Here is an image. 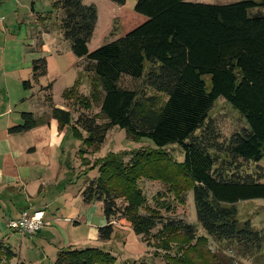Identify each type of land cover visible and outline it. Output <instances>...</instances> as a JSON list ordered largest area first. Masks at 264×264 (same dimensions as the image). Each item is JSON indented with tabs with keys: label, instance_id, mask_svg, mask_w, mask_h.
<instances>
[{
	"label": "trees",
	"instance_id": "obj_1",
	"mask_svg": "<svg viewBox=\"0 0 264 264\" xmlns=\"http://www.w3.org/2000/svg\"><path fill=\"white\" fill-rule=\"evenodd\" d=\"M106 1L119 7L127 3ZM263 7L264 0L229 5L138 0L134 11L146 21L117 39L122 30L116 28L93 52L89 45L99 18L94 4L54 0L46 16L38 15L44 24L62 13L58 31L74 56L87 62L91 75L89 96H81L79 79L63 98L83 102L86 110L97 105L104 122L86 112L75 119L71 111L54 106L49 92V119L22 113V124L9 133L22 135L55 120L59 131L67 129L82 139L81 159L87 152H100L113 128L154 146L133 154L130 163L125 154H109L92 166L98 176L87 180L82 201L103 206L106 223L99 228V242L109 243L125 222L143 240L158 230L154 239L166 253L165 264L235 263L212 252L210 241L234 246L243 257L262 251L263 236L250 222L242 225L237 205L264 200V171L256 166L264 159V16L251 14ZM32 73L33 82L47 75L45 58L33 62ZM23 86L30 90L32 82ZM220 100L246 123L226 139L211 119ZM169 147L184 154L182 163L171 160ZM142 181L163 184L172 200L157 194L151 205ZM189 192L202 236L183 219L166 216L173 213V201L183 204ZM15 257L0 241V264ZM116 263L111 251L70 246L57 254L54 264Z\"/></svg>",
	"mask_w": 264,
	"mask_h": 264
},
{
	"label": "rangeland",
	"instance_id": "obj_2",
	"mask_svg": "<svg viewBox=\"0 0 264 264\" xmlns=\"http://www.w3.org/2000/svg\"><path fill=\"white\" fill-rule=\"evenodd\" d=\"M53 1L10 0V8L15 6L19 9L18 12L20 11L19 14L22 21L17 27H12L8 38L5 37V30L0 25V68L5 66L3 72L0 69V115L5 113L2 116L4 119H0V124L6 122L7 117L12 119L21 118L22 113H33L35 117H42L41 112H39L40 107L46 106V103L49 104L48 101L44 100L46 99L45 94H41L38 98L37 94L39 93H35L34 95L24 88L23 83L27 80L20 82L21 79H27L26 77L30 70L28 69L29 64L37 57L32 55L22 56L21 47L24 43H32V40L37 41L40 39L44 32L43 28L45 29L47 26L51 29L52 33L58 31L57 26L63 17L62 13L55 14L53 18L44 24L38 20L39 16H46L51 11ZM137 1L127 0L124 7H119L106 0H95L96 5H94L98 8L99 18L97 29L90 45L99 47L105 44L108 42L111 32L116 30V28L127 31L137 25L140 26V23L144 22V19L139 17L134 11ZM238 1L240 0H187L188 3L206 5H229ZM253 1L261 2L263 0ZM30 7L34 8L37 15L28 18ZM251 14L264 16V7L251 11ZM6 43L8 51L5 55L3 49ZM66 44L71 47L69 42ZM29 53L32 54L31 52ZM45 57L49 62L51 70L60 67L62 73L58 77L57 82L54 83V89L49 95L52 103L58 108L71 111L75 119H77L80 113L86 112L95 116L99 120V123H103L104 121L101 120L99 115L100 109L97 105H92L90 110H86L83 107V102L78 104L75 99L66 100L63 98L64 93L71 89L79 79L82 83L80 87L81 96H89L91 75L85 70L87 62L80 60L77 63V68L80 72L78 73L76 69L66 68V58L56 60L48 55H45ZM150 94H152L151 91ZM9 112L10 114H7ZM238 115L224 100H220L214 106L211 119L221 134V138L226 139L230 137L243 124L246 125L244 119ZM46 118L48 117H43V120ZM63 132L65 133V141L62 142V149H64L62 162L56 169L54 184L46 188L40 201L41 205L46 207V220H52L54 217H57L62 220L66 219L64 221L69 224L63 223L64 221L57 223L53 220L54 223L49 227L44 226L42 232L40 231V235L37 233V236L35 235L31 238L22 237L11 229H8L9 232L7 234L0 232V239L8 243L10 245L9 248L16 254V257L9 263L4 262L3 264H18L20 262L25 264H54L57 254L74 243L78 249L99 248L111 251L117 258L116 264H165L164 255L166 253L158 248V242L154 239L158 230L152 232L148 240H143L141 237L136 236L125 222H120L117 227V234L109 243L103 244L98 241L99 228L106 223L103 206L102 204L85 206L82 201V192L87 180H94L98 176L97 170L91 169L97 159H102L109 154H125L127 156L125 162L130 163L133 154L154 149L152 142L149 140L134 141L124 130L113 128L108 132L106 141L100 152L97 154L87 152L85 155L86 159H81L78 152L81 148L85 149L82 146V139L72 135V132L67 129L63 130ZM166 151L175 163H182L184 161L185 156L177 147H169ZM256 166L261 167L264 171V159ZM262 183L264 184V180ZM140 186L145 191L151 205H153V199L156 198L157 194H166L167 190L159 182L142 181ZM167 197L171 200L173 198L168 195ZM3 198L12 200V195L7 192L0 194V199H2L0 203L3 205L2 209L5 210L9 203ZM22 201L12 200V203L16 207V209L14 208L15 212L17 208L25 206ZM237 208L239 211V221L242 225L250 222L253 229L260 232L263 236L262 251L260 253L253 252L243 257L239 253L238 248L227 245L219 246L213 241H210V248L212 252L218 253L226 262L232 260L233 263L235 262L234 264H264V200L241 202L237 205ZM77 212L80 213L82 221L86 219L84 221L89 223L88 227L74 226V215ZM17 216L14 215L13 219H9L8 221L17 220ZM166 216L171 219H183L187 224L196 227L198 235H204L197 225L192 192L186 194L183 204L178 199L174 200L173 213Z\"/></svg>",
	"mask_w": 264,
	"mask_h": 264
},
{
	"label": "crops",
	"instance_id": "obj_3",
	"mask_svg": "<svg viewBox=\"0 0 264 264\" xmlns=\"http://www.w3.org/2000/svg\"><path fill=\"white\" fill-rule=\"evenodd\" d=\"M86 1L87 4L91 3L96 5L95 0H85V2ZM18 10L19 9L15 6L10 8V0H0V25L5 30L6 38H8L12 27H17V25L22 21L19 14L20 11L18 12ZM35 12L34 8L30 7L28 18L33 17V15L36 16L37 13ZM138 16L144 19L145 22V17L140 15ZM142 23H140V25ZM138 26L139 25L132 29H128L127 31L124 29L121 33L117 34L115 38L117 39L127 35ZM43 31L44 32L42 33L40 39L37 41L32 40V43H24L21 47L22 56H37L36 59H33L29 64L28 69L30 70L26 77L27 79H21L20 82H24V80L32 82V88L28 91L32 92L34 95L35 93H39L37 94L38 98L41 94H45V97H47L49 92L51 93L53 91L54 83L57 82L58 77L62 75L60 67H57L58 69H50L49 62L47 61L45 55H48L52 59L56 60L66 58V68L76 69L78 73L79 69L77 68V63L80 61L72 53L71 47L67 46V42L63 39V35L60 32L57 31L52 33V31L44 28ZM101 46L102 45L95 47L93 45H89V49L93 52ZM3 51L6 55L8 51L7 43L4 46ZM42 58H45L47 61V75L38 81L33 82L32 64L35 60ZM3 68H0L2 72ZM48 86H51L50 90H47ZM44 100L46 101V99ZM47 105L48 104L46 103V106L42 108L40 107L39 112H41L42 117L36 118L50 116L51 109ZM54 106L57 107L56 105ZM4 114L5 113L0 115V119H4L2 117ZM7 114H10V112ZM6 119V122L0 124V194H5L6 192L10 193L13 201L23 200L22 202L25 206L19 209L17 208V211L15 212L14 208L16 209V207L12 203V200L3 198L9 203L8 205L5 203V205H7L5 210L2 209L3 205L0 203V232H5L4 234L9 232L7 222L9 219H13L14 215H18L16 218H19L21 213L25 210H46V207L41 205L40 199L46 188L54 184L56 179V169L61 164L62 157L64 155L62 142L65 141V133L59 132L58 123L55 120L51 119L44 125H40L28 133L22 135H12L9 133V129L21 125L22 118L12 119L7 117ZM0 201H2V199H0ZM79 214L80 213L77 212L74 215L75 219L78 220L75 221L74 219V226L88 227L89 223L87 221L85 222L84 220L86 219L83 218L82 221ZM46 218L47 213L45 211V227H49L54 222L61 223L66 220H62L57 217H54L52 220H46ZM63 223L66 222L64 221ZM41 232H39L38 235H40ZM0 241L4 240L0 239ZM6 244L8 247L10 246L8 243ZM69 246L76 247L75 243Z\"/></svg>",
	"mask_w": 264,
	"mask_h": 264
},
{
	"label": "built area",
	"instance_id": "obj_4",
	"mask_svg": "<svg viewBox=\"0 0 264 264\" xmlns=\"http://www.w3.org/2000/svg\"><path fill=\"white\" fill-rule=\"evenodd\" d=\"M44 218V211L25 210L21 213L20 217L17 220L8 221V228L21 234L24 237L31 238L44 228Z\"/></svg>",
	"mask_w": 264,
	"mask_h": 264
}]
</instances>
